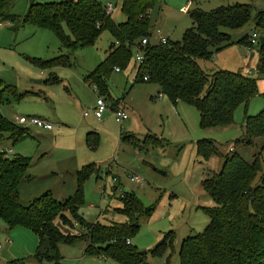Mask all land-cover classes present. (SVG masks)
<instances>
[{"label": "rangeland", "instance_id": "374dc122", "mask_svg": "<svg viewBox=\"0 0 264 264\" xmlns=\"http://www.w3.org/2000/svg\"><path fill=\"white\" fill-rule=\"evenodd\" d=\"M30 3L31 0H16L8 12L22 17ZM235 3L251 5L248 24L235 30L220 28L229 35L233 45L214 53L210 60L197 62L208 75L221 69L253 77L258 92L248 104L235 108L232 125L205 130L199 127L195 108L182 102L172 105L156 85L136 82L134 57L120 73L111 71L106 81L111 101L118 103L116 107H125L128 120L119 126L108 99L109 108L102 120L94 119L92 113L83 117V112L95 106L97 96L102 97L88 86L85 76L103 61L112 41L109 33L103 31L94 45L73 52L69 57L70 65L41 70L28 59L49 61L67 53L61 49L54 33L29 25L14 31L12 24L2 21L0 80L23 97L16 100L14 94L5 93L8 101L0 105V114L17 125L15 118L25 116L42 118L53 126L48 132L20 124L29 129V135L15 144L8 139L3 142L1 148L11 149V155H22L30 160L27 180L18 188L20 203L27 205L47 191L59 201L67 199L75 189L74 174L83 166L93 164L99 179L94 171L85 180L84 204L78 211L83 220L88 224L124 222L125 218L114 210L121 206V194L131 192L144 209L153 210L150 216L138 218L139 228L130 238L132 245L140 254L145 252L142 255L145 264H163L167 258L169 264H179L181 241L202 232L209 224V217L202 208L213 207L214 203L204 192L202 182L221 170L224 156L237 153L252 162V157L260 153L264 168L263 138L255 139L251 147L235 143L244 138V119L264 110V74L257 72V50L264 40V21L261 26L254 21L256 13L264 11V0H156L150 15L148 41L156 45L161 37L171 42L180 41L192 27L189 18L192 11L209 12ZM113 5L112 20L116 24L124 23L126 17L121 11V1H113ZM252 32L256 34L257 45L248 48L238 44ZM51 78L59 82H49ZM128 134L135 135L139 142L151 135L155 142L139 148L129 141L122 143L120 138ZM205 139L212 140L217 149V154L206 162L198 159L195 147L197 141ZM259 177L257 174L254 183ZM54 224L64 235L82 233L76 224L73 230L63 227L58 219ZM171 231L175 240L172 251L167 248L159 256L153 255L151 250ZM88 244V238L70 244L59 243L61 264H118L102 257H84ZM0 246V264H6L11 259L33 256L38 243L30 230L9 229L0 220ZM29 263L35 264L32 260Z\"/></svg>", "mask_w": 264, "mask_h": 264}, {"label": "trees", "instance_id": "16d2710c", "mask_svg": "<svg viewBox=\"0 0 264 264\" xmlns=\"http://www.w3.org/2000/svg\"><path fill=\"white\" fill-rule=\"evenodd\" d=\"M16 0H0V23L12 24V30L29 25L42 30H50L56 36L61 49L66 54L49 61L28 59L31 65L41 70L70 65V55L76 50L95 44L100 34L107 31L111 44L105 52V59L85 76L89 87L111 103L115 110L117 102L111 101L106 81L114 68L126 69L135 48L142 51L144 61L137 67L136 81L159 86L169 102L190 105L198 113L199 127L223 128L233 124V112L239 105H246L257 94V84L253 77L244 76L239 71H215L208 75L201 70L197 61L210 60L214 53L233 45L228 34L220 28L241 29L251 17V5L232 4L219 6L206 12L196 9L189 15L192 27L182 35L180 41H168L165 45H141V39L148 40L151 30L150 15L156 0H120L121 11L126 17L124 23L116 24L111 14L105 11L109 0H62L60 2L31 3L22 17L8 12ZM118 1V0H113ZM254 21L263 25L264 11L256 13ZM239 45L254 47L248 37L239 40ZM248 47V48H249ZM259 53L257 72L264 74V40ZM49 82H59L51 78ZM48 83V82H46ZM204 89L205 92H204ZM16 95L13 88L0 80V105L8 100L5 93ZM264 97V94H263ZM244 138L236 140L251 147L253 141L264 139V110L244 119ZM28 128L7 120L0 114V148L8 139L12 144L29 135ZM148 135L139 142L135 135L120 138L122 143L132 142L135 147H146L154 143ZM157 142V141H156ZM196 156L206 162L217 154L210 139L195 143ZM261 150H264V143ZM260 153L252 157V162L242 159L237 153L224 156L221 170L202 182L205 193L214 203L213 207L202 208L209 217V224L200 233L186 237L178 248L179 264H264V168ZM30 160L24 156L0 153V220L12 229L30 230L37 239V250L33 256L11 259L6 264H61L58 253L59 243H75L88 238L83 256L104 258L118 264H145V256L132 245L130 238L139 228L138 218L150 216L152 209L143 208L133 193H122L121 206L115 212L125 218L124 222L110 224L86 223L79 214L84 204L83 186L86 178L96 172L93 164L83 166L76 172V186L72 195L62 201L47 191L27 205L20 203L18 188L27 180ZM260 174L257 183H254ZM96 179H99L96 172ZM70 215L69 217L67 215ZM58 219L63 227L74 229L79 226L82 233L64 235L54 223ZM84 233V234H83ZM174 233L163 235L162 241L151 250L159 256L165 249L172 251ZM163 264H169L168 258Z\"/></svg>", "mask_w": 264, "mask_h": 264}, {"label": "built area", "instance_id": "2783aa9c", "mask_svg": "<svg viewBox=\"0 0 264 264\" xmlns=\"http://www.w3.org/2000/svg\"><path fill=\"white\" fill-rule=\"evenodd\" d=\"M113 10H114L113 0H109V2L105 3V11L109 15L113 13ZM248 38L252 45L256 44L257 38H256L255 32H252L250 36H248ZM168 41L169 40L165 37L159 38V44L165 45ZM148 43H150V41L146 40L145 38L141 39V45L145 46ZM133 56L135 59L136 67H139L144 61V56L142 54V51L138 48H135ZM113 71L118 72L119 69L114 68ZM147 80H148V77L144 76L143 81L146 82ZM91 88H93L94 92H97V88H95L94 86H92ZM108 108H109V104L102 97L97 96L96 101H95V106L91 108L89 111L83 112V117H87L89 113H92L93 118L100 121L102 120L101 118ZM112 111H113L114 118L116 119V122L119 124L120 127H122V125L128 120L126 110L124 109V107L119 106L115 108V110H112ZM16 121L18 122L19 125L21 124L23 126L31 127L34 129L36 128L42 129L48 132H50L53 129L52 124H50L47 120H44L39 117L20 116L19 118H16ZM0 153H4L5 155H11V150L10 149L5 150L3 148H0ZM130 179L134 181L138 180L136 177H130Z\"/></svg>", "mask_w": 264, "mask_h": 264}, {"label": "crops", "instance_id": "0c3cea01", "mask_svg": "<svg viewBox=\"0 0 264 264\" xmlns=\"http://www.w3.org/2000/svg\"><path fill=\"white\" fill-rule=\"evenodd\" d=\"M166 38H167V37H166ZM167 39H168V38H167ZM248 51H249V49H248ZM248 53H249V52H248ZM104 59H105V54H104ZM104 59H103V60H104ZM197 63H198V62H197ZM198 65H199V64H198ZM199 67H200V65H199ZM134 68L136 69V67H134ZM200 69H201V68H200ZM112 71H113V70H112ZM90 72H91V71H90ZM135 72H136V71H135ZM116 73H120V72L118 71V72H116ZM136 73H137V72H136ZM136 82H137V81H136ZM142 82H144V81H142ZM142 82H141V83H142ZM138 83H140V82H138ZM144 83H147V82H144ZM158 87H159V86H158ZM158 91H159V90H158ZM178 103H179V102H178ZM178 103H177V104H178ZM177 104H176V105H177ZM172 105H174V104H172ZM124 109H125V107H124ZM125 110H126V109H125ZM18 118H19V117H18ZM15 119H16V118H15ZM10 150H11V149H10ZM78 171H79V170H78ZM75 174H76V173H75ZM75 174H74V181H75ZM75 186H76V181H75ZM74 190H75V189H74ZM73 192H74V191H73ZM72 194H73V193H72ZM72 194H71V195H72Z\"/></svg>", "mask_w": 264, "mask_h": 264}, {"label": "water", "instance_id": "95a60500", "mask_svg": "<svg viewBox=\"0 0 264 264\" xmlns=\"http://www.w3.org/2000/svg\"><path fill=\"white\" fill-rule=\"evenodd\" d=\"M145 254V252H141V255H144Z\"/></svg>", "mask_w": 264, "mask_h": 264}]
</instances>
